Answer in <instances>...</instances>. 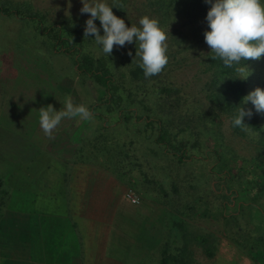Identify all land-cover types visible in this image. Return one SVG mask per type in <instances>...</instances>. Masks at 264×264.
<instances>
[{"label": "rangeland", "instance_id": "rangeland-1", "mask_svg": "<svg viewBox=\"0 0 264 264\" xmlns=\"http://www.w3.org/2000/svg\"><path fill=\"white\" fill-rule=\"evenodd\" d=\"M145 1L128 0L123 5V10L115 15L124 19L128 27H131L132 24L139 26L140 18L145 15L157 18V15L151 12ZM108 3L111 4L112 0H108ZM67 4L68 0H0V7L11 10L22 7V11L25 13L33 11L41 15L28 18L0 13V141L5 140L15 145L17 137L12 136L17 132H13L14 129H20L21 134L30 132V124L36 123L37 117H39L38 109L40 106L37 105V99L44 102L55 95L54 100L57 104V102H63L66 97L70 96L74 104H85L92 113L101 114L104 110L103 105H95L97 93L93 88L91 90L89 81H84L85 75H79L75 71L73 58L76 51L56 52L50 43L53 41L52 36L41 33L40 28H38L39 25H64L67 28L85 25L90 14L80 13L83 6L81 0H71L72 7L70 9L67 8ZM57 6H59L58 11ZM65 10L70 12V16L67 13L65 14ZM95 23L102 30L100 21L96 20ZM159 23L165 29L170 27L168 49L173 47V43L176 42L175 34L177 33H182L180 37L185 38L187 45L191 44V47L188 46V48L181 51L176 59L169 60L170 64L167 69L170 70V79L187 96L189 107L200 104L201 110H207L210 103L199 92L208 77L207 73L202 72L200 67L202 65L199 62L201 51L206 49H202V46L196 44L194 32L197 31V24L187 23L182 16L164 18ZM68 35L71 36L69 31L64 34V37ZM75 37L78 38L77 47H81V49L79 48L81 53L89 52L94 56L108 58L117 83L125 89L131 85L128 79L130 65L126 56L129 55V52L131 54L135 52L131 49L136 47L133 46L136 45L135 38L130 48L126 50H115L113 48L112 54L108 56L92 40L94 36L90 35L89 38L84 39V35L81 38L77 34ZM246 65L252 70V74L245 80L244 97L256 87H262L264 56L259 60H251ZM50 101L53 102V99ZM242 103L243 101L241 105ZM58 105H54V108L57 109ZM243 106L246 109H252L262 130H264V113H257L250 101ZM118 113L117 111L107 113V118L114 117V121H110L108 130H105L106 134L104 132L103 135L99 132L100 136L95 138L98 124L109 123V119L102 121L98 119V114H94L91 120H87L88 125L85 130L83 122L81 129H76L80 130L78 134H75V140H72L73 143H80L76 152L78 159L86 161L89 167H92V164L98 166L95 168L97 170L94 171L98 172L99 175L109 172L116 179L113 186L110 182L108 188L104 190V187H101L102 182L96 184V176H92L89 178L87 186L86 195H88L89 200L94 194L108 193L113 195L116 212L110 211L115 220V226L107 225L109 231H113L114 228L116 231L119 222L134 223L136 228L144 223L142 231H145L140 236L141 242H157L160 231L162 237L167 236V239L171 240L168 233L171 231L173 223L169 213L165 212L166 205L164 201L166 198L154 188V183H142L145 178H149V180H157L167 189L168 203L171 201L175 207H177L176 203L180 205L181 201L183 203L185 201L193 202L194 197L201 191L204 197L213 201L212 206L215 205V207L209 208L212 213L208 216L201 215L200 210L203 206H200V204H196L194 212L190 211L189 208L178 207L183 211L182 216L185 219L186 226L190 229L195 228L202 232H210L216 236V251L213 257H207L198 245H193L194 264H261L260 261L258 263L252 260L247 255L244 247L234 240L237 237L235 228L231 229V226L227 225L226 227L230 226V229L224 231V220L215 217L219 215L217 211H220L216 204L220 203L222 199L214 198L209 192L204 191L214 187L218 181L213 179L205 181L197 165L179 168L177 164L168 162L167 158L162 156L163 154L160 152L162 147L153 140L154 136L151 131L139 130L133 119L129 123L124 121L116 123L115 120L119 118ZM29 122L30 124H28ZM213 127L220 136L227 153L232 152L239 159L238 161L232 160L229 162L230 167H233V171L234 167L241 165L242 160L246 161L243 162L242 166H246L247 170L252 168L254 162L259 160L264 162V135L262 133L250 130L243 135L235 133L230 124V118L226 114H219L215 117ZM205 142L210 148L212 147V140L207 139ZM123 143L126 145V149L122 151ZM120 152L126 156L129 155L124 160V164L119 163L117 160V154ZM134 155L140 164L138 166L133 165ZM1 160L0 155V162ZM186 169L191 171L193 179L190 182L179 180L177 185L179 194H176L172 191L170 183L176 179V175L179 178L183 176ZM190 184L195 187L191 188L188 186ZM125 188H130L139 196V203L130 202L126 197ZM230 205L231 209L225 210L227 215L235 213V208H238L240 203L236 204L235 201H231ZM168 208L171 209L172 207L168 204ZM94 213L95 215L99 213L98 208L92 211V214ZM251 213L253 223L259 227H264V221L262 223L258 222L260 220L258 218L260 215L258 208L253 207ZM246 218H248L246 214L244 216L239 215V222L242 226L252 228L250 223L246 222ZM92 232H95V228L92 229ZM252 233H254V229ZM155 251L156 249L151 247L150 252L138 260V264H156L157 257L153 255Z\"/></svg>", "mask_w": 264, "mask_h": 264}, {"label": "trees", "instance_id": "trees-1", "mask_svg": "<svg viewBox=\"0 0 264 264\" xmlns=\"http://www.w3.org/2000/svg\"><path fill=\"white\" fill-rule=\"evenodd\" d=\"M126 1L128 0H117L121 7L113 8L114 14L123 10ZM145 4L152 13L157 15L159 22L164 18L182 16L187 23L197 24V31L194 32L196 44L202 46V49H206L201 51L205 56L200 53L199 62L202 65L200 66L202 72L207 73L208 77L199 92L210 103L207 110H201L200 104L189 107L187 96L169 77L170 70L167 69L170 64L169 60L176 59L181 51L188 46L191 47V44H186L183 36L180 37L182 33L175 34L177 40L173 43V47L168 49L167 66L160 74L149 78H145L143 69L139 67L140 57H135L136 47H132L131 49L135 52L126 56L130 65L128 79L131 85L125 89L117 83L108 58L79 51L81 47H77L79 41L75 35L78 34L82 38L85 25L73 28H67L64 25H39L38 28H40L41 33L52 36L53 41L50 43L56 52L76 51L73 58L75 71L79 75L84 74L86 77L84 81H89L91 90L92 88L96 90L97 101L95 105H103L104 107L101 114L96 112L99 115L98 119L102 121L109 119V123L98 124L95 138L100 136L99 132L104 135L105 130H108V126H110V121H114V117L107 118V113L117 111L120 113H118L119 118L115 120L116 123L120 121L129 123L133 119L139 130L151 131L154 136L153 140L162 147L160 152L163 154L162 156L167 158L168 162L177 164L179 168L197 165L205 181L213 179L220 183H217L219 186L216 184L217 186L214 185L204 192H209L214 198L222 199L220 203L216 204L220 211H217L219 215L215 217L224 220V231H229L230 226L231 229L235 228L237 237L234 240L244 247L252 260L264 264V227H259L253 223L251 213V209L257 207L260 211L258 222L264 221V162L261 160L254 162L252 168L247 170L246 166H242L243 162L246 161L242 160L241 165L234 167L233 171L229 162L239 159L234 153H227L220 136L213 127L215 117L219 114H226L230 118L233 131L241 135L245 134L246 131L233 126L232 121L238 113L239 106H241L246 84L245 80L238 78L234 68L225 67L220 59L212 60L211 56L207 55L211 49L205 42L204 33L210 30L206 16L211 5L205 3V0H146ZM22 10V7L14 10L0 7V13L3 15L14 14L18 17L28 18L41 16L33 11L25 13ZM68 31L71 36L64 37ZM100 34L103 35V29L100 30ZM131 46L132 44L126 43L123 47L114 46V49L126 50ZM250 61H241V64H248ZM261 88L264 89V80ZM244 123L249 125L250 131L260 132L264 135V130H262L254 113L250 119L245 117ZM207 139L212 140L211 148L205 142ZM122 147V151L126 149L124 143ZM117 155V160L121 164H124V160L129 156L121 152ZM133 157V165H140L136 156ZM181 179L190 182L193 179V174L186 169L180 178L176 175V179L170 183L172 191L176 194H179L177 185ZM142 183H154V188L166 198L164 201L165 212L169 213L173 223L171 231L168 233L171 240H168L167 236L162 237L161 231L156 240L159 245L155 247L156 251L153 254L157 257L156 264H194L193 245H198L207 257H213L216 251V236L210 232H202L195 228L190 229L185 225V219L182 216L183 211L178 208L181 206L194 212L196 204H200L203 206L200 210L201 215L208 216L212 213L209 208L215 207V205L212 206L213 201L204 197L201 191L194 197L193 202L185 201L183 203L181 201V204L176 203L177 207H175L171 201L168 203L167 189L160 182L145 178ZM188 186L195 187L192 184ZM231 201H235L236 204L240 203V205L235 208V213L227 215L225 210L231 209ZM168 204L172 207L171 209L168 208ZM241 214L247 215L246 222L250 223L252 228L242 226L239 222V215L241 216ZM227 225L230 226L226 227ZM253 229L254 233H252Z\"/></svg>", "mask_w": 264, "mask_h": 264}, {"label": "crops", "instance_id": "crops-1", "mask_svg": "<svg viewBox=\"0 0 264 264\" xmlns=\"http://www.w3.org/2000/svg\"><path fill=\"white\" fill-rule=\"evenodd\" d=\"M54 98L36 102L40 108L59 104L60 110L64 101L56 104ZM82 122L85 130L87 120L63 119L49 139L37 117L28 123L29 133L13 130L15 145L0 141V264H138L158 246L141 242L144 223L136 228L119 222L109 231L107 225L115 226L113 195L88 199L90 177L96 176L104 190L116 179L78 159L80 143L72 140Z\"/></svg>", "mask_w": 264, "mask_h": 264}, {"label": "clouds", "instance_id": "clouds-1", "mask_svg": "<svg viewBox=\"0 0 264 264\" xmlns=\"http://www.w3.org/2000/svg\"><path fill=\"white\" fill-rule=\"evenodd\" d=\"M81 14H90L85 22L84 39L94 36V42L102 48L104 54L110 56L114 46L123 47L132 44L135 38L136 55L140 57L139 67L143 69L145 78L160 74L168 64V36L170 27L163 28L155 17L143 16L139 26L128 27L125 20L114 14L113 8H120L117 0H81ZM211 7L206 20L210 30L204 33L206 44L211 49L212 60L220 59L223 65L234 68L238 78L246 80L252 70L241 61L259 60L264 56V2L262 0H205ZM72 7L68 0L67 8ZM59 6H57V11ZM70 12L65 10V14ZM99 20L103 35L95 21ZM138 45V47H137ZM204 53H201V55ZM131 55V52H129ZM242 105L249 101L257 113H264V89L256 87L242 98ZM239 106L238 113L232 123L235 127L249 131L244 123L245 117L253 115L252 109ZM40 127L46 137L54 138L53 132L63 119L80 118L91 120L93 113L85 104H74L72 98L66 97L60 110L53 105L41 107L39 110Z\"/></svg>", "mask_w": 264, "mask_h": 264}, {"label": "built area", "instance_id": "built-area-1", "mask_svg": "<svg viewBox=\"0 0 264 264\" xmlns=\"http://www.w3.org/2000/svg\"><path fill=\"white\" fill-rule=\"evenodd\" d=\"M126 197L130 200L131 203H139V196L135 194L130 188L126 191Z\"/></svg>", "mask_w": 264, "mask_h": 264}]
</instances>
